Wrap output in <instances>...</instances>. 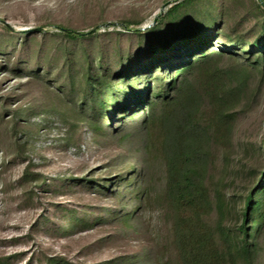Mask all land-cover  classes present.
<instances>
[{
	"label": "trees",
	"instance_id": "1",
	"mask_svg": "<svg viewBox=\"0 0 264 264\" xmlns=\"http://www.w3.org/2000/svg\"><path fill=\"white\" fill-rule=\"evenodd\" d=\"M175 1L144 32L126 23L136 42L125 50L117 44L113 54L109 39L96 30L57 31L68 46L60 45L59 64L44 66L37 75L42 81H63L57 93L70 113L62 112V121L77 120L73 123L86 127L89 141L96 144L145 112L133 128L146 137L142 158L110 181L118 205L106 210L110 218H85L71 209L62 221L85 229L107 220L127 222L158 189L177 264H264V141L252 144L261 164L250 168V182L239 194L226 190L228 175L215 176L211 160L213 146L227 155L238 113L257 100L264 84V0H256L254 21L245 16L233 23L221 5L203 14L191 10L197 0ZM43 34L23 33L22 49L31 37ZM22 114L14 110V129ZM155 159L162 163L157 180L151 175ZM231 168L227 164L225 169ZM233 169L241 171L240 161ZM102 180L91 187L107 190L110 183ZM231 218L234 227L225 225ZM146 263L154 264L147 254H136L99 264ZM45 264L72 263L51 256Z\"/></svg>",
	"mask_w": 264,
	"mask_h": 264
},
{
	"label": "rangeland",
	"instance_id": "2",
	"mask_svg": "<svg viewBox=\"0 0 264 264\" xmlns=\"http://www.w3.org/2000/svg\"><path fill=\"white\" fill-rule=\"evenodd\" d=\"M175 2L0 0V260L45 264L49 257L59 256L72 264H99L147 254L154 264H177L158 189L130 221L107 220L90 229L82 225L70 228L68 220L64 224L62 217L71 209L93 219L110 218L106 210L118 208L111 191L115 185L110 181L118 174L126 175L128 171L123 169L142 158L146 137L133 126L145 112L124 122L121 131L92 144L87 128L75 125L77 120L62 121L61 113H70L57 93L63 81L55 77L42 81L37 75L43 73L42 67L59 64L60 45L68 46L56 34L60 27L96 30L109 39L108 51L113 54L117 44L125 50L128 43L136 42L126 23L132 22L130 28L144 32ZM195 4L191 10L202 13L209 8V13H214L221 5L232 23L248 16L247 22L254 21L257 14L256 0H197ZM30 31L44 34L31 37L22 49V34ZM15 109L23 111L16 129L11 121ZM125 134L128 136L123 138ZM263 141L264 84L257 100L238 113L227 155L221 147L213 146L212 173L228 175L226 190L233 194L245 190L250 168L261 164L252 144ZM262 151L264 156V148ZM239 161L242 169L235 171L233 166ZM227 164L232 165L228 172ZM151 175L156 180L162 176L160 160L153 161ZM98 179L110 183L107 190L91 187ZM134 206L130 203L128 210ZM233 224L231 218L225 225Z\"/></svg>",
	"mask_w": 264,
	"mask_h": 264
}]
</instances>
